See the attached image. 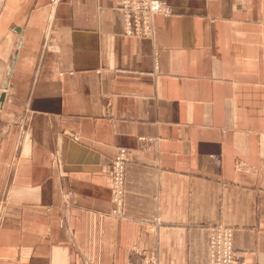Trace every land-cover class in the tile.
Here are the masks:
<instances>
[{"label":"crops","instance_id":"obj_1","mask_svg":"<svg viewBox=\"0 0 264 264\" xmlns=\"http://www.w3.org/2000/svg\"><path fill=\"white\" fill-rule=\"evenodd\" d=\"M164 1L0 0V264H264V0Z\"/></svg>","mask_w":264,"mask_h":264},{"label":"built area","instance_id":"obj_2","mask_svg":"<svg viewBox=\"0 0 264 264\" xmlns=\"http://www.w3.org/2000/svg\"><path fill=\"white\" fill-rule=\"evenodd\" d=\"M124 33L127 36L148 37L155 16L169 17L173 7L164 0H120ZM125 160L124 150H119L110 164L111 197L115 218L123 216L125 198ZM208 264H236L237 254L233 248V230L226 226L208 228ZM142 264H156L154 258L144 259Z\"/></svg>","mask_w":264,"mask_h":264},{"label":"water","instance_id":"obj_3","mask_svg":"<svg viewBox=\"0 0 264 264\" xmlns=\"http://www.w3.org/2000/svg\"><path fill=\"white\" fill-rule=\"evenodd\" d=\"M3 100H4V96L1 95V96H0V105H1V103L3 102Z\"/></svg>","mask_w":264,"mask_h":264}]
</instances>
